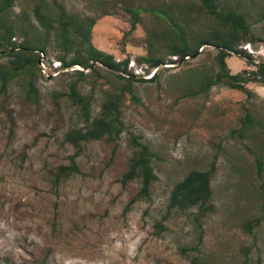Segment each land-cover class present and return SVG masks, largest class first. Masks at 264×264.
<instances>
[{"label": "rangeland", "instance_id": "1", "mask_svg": "<svg viewBox=\"0 0 264 264\" xmlns=\"http://www.w3.org/2000/svg\"><path fill=\"white\" fill-rule=\"evenodd\" d=\"M55 1L80 16L111 13L97 21L94 46L142 65L138 59L147 54V34L157 22L145 9L173 0H15L12 15L23 27L40 29L36 7ZM220 1L244 13L253 36L264 39V0ZM125 6L144 9L132 32ZM22 39L18 32L16 40ZM200 49L197 57L162 65L155 81L134 82L137 99L126 92L121 104L126 131L117 141L83 142L79 170L59 182V167L78 151L65 132L84 125L68 97L73 72L51 78L41 72L37 102L26 96L21 78L0 89V264H264V162L262 168L256 162L264 161V83L249 82V93L223 84L201 88L189 79L219 67L213 46ZM250 49L255 63L264 62L263 41ZM46 54L57 60L60 50L51 44ZM7 62L0 55V64ZM227 64L232 73L257 69L237 55ZM100 71L85 70L79 82L82 94L93 95V117L124 83ZM247 116L255 121L250 128ZM138 143L154 153L158 180L148 197L132 203L141 181L122 178ZM213 165L212 209L200 219L197 208L169 210L174 186Z\"/></svg>", "mask_w": 264, "mask_h": 264}, {"label": "trees", "instance_id": "2", "mask_svg": "<svg viewBox=\"0 0 264 264\" xmlns=\"http://www.w3.org/2000/svg\"><path fill=\"white\" fill-rule=\"evenodd\" d=\"M14 1L0 0V55L8 57L7 64H0L1 90H5L13 80L21 78L26 96L37 102L39 90L36 82L41 76L38 65L39 52L47 53V47L51 44L60 50L58 59L65 66L78 64L84 68V70H75L71 73L74 80L70 83L68 93L72 103L78 107L84 125L72 127L65 132V142L78 148V151L70 157L69 165L59 167L55 174L58 182L67 179L72 172L79 170L76 158L83 142L100 140L104 137L110 141H117L120 138L126 131L121 111L123 97L128 92L131 99L136 100L133 83L155 81L164 64L175 65L177 61H183L186 57H197L201 47L211 45L217 50L218 71L210 75L209 72L201 70L192 77L190 75L189 80L199 81L203 89L223 84L245 93H249L246 87L249 82L264 83V62L255 63L253 55L241 47L244 42L254 44L256 40L264 42V39L253 36L251 25L244 13L225 7L220 0H173L166 7L145 9L153 13L157 21L154 29L147 34L149 47L147 54L138 59L139 63H147L150 69L158 68L155 76L150 79L135 76L128 71L130 58L117 61L113 54L101 51L94 46L93 29L100 18L111 15L108 11H101L96 16H80L67 11L57 1L51 5L43 4L41 7L37 6L35 11L38 24L41 26L40 30L39 27L32 29L35 26L32 24L23 27L17 23L12 15ZM97 2L102 4L104 0H97ZM124 8L131 15L130 30L132 32L141 22L139 10L144 9L131 6ZM41 9H44L43 13ZM194 27L200 30L193 32ZM31 29L34 32L33 37L28 33ZM39 31L43 34H39ZM18 32L23 35L22 41L16 40ZM233 55L246 59L257 69L232 73L227 64V58ZM172 56H178V59L174 60ZM85 70L95 75H99L100 70H106V73L111 74L117 83L124 81L119 92L108 93L99 114L94 117L91 115L93 95H84L79 91V82L85 81L87 77ZM128 72L131 74L130 77L125 76ZM107 78L110 81L109 76ZM254 122L250 117H246L245 123H249V128L254 125ZM257 123L260 124V121ZM133 140H136V137H133ZM138 146L133 150L128 170L122 178L123 183L135 179L141 181L140 191L132 199V203L141 197H148L152 184L158 180L153 166L154 153L146 144L138 143ZM256 162L258 167L262 168L264 161L257 158ZM214 171V165L207 170L190 171L172 189L168 204L169 210L186 211L197 208V216L200 219L212 209L211 179ZM156 225L162 227L161 223ZM201 262L202 264H213L205 260Z\"/></svg>", "mask_w": 264, "mask_h": 264}, {"label": "built area", "instance_id": "3", "mask_svg": "<svg viewBox=\"0 0 264 264\" xmlns=\"http://www.w3.org/2000/svg\"><path fill=\"white\" fill-rule=\"evenodd\" d=\"M245 49H250V43L247 45H244ZM201 51V49H200ZM250 51H252L250 49ZM39 68L42 72V75L46 78L56 77L60 75L61 73L69 72V71H75V70H84V68L81 65H73V66H65L63 62L60 59H49L47 57V54L44 52H39ZM189 57H186L188 59ZM174 60L178 59V56H173ZM52 60V61H50ZM150 70V71H148ZM158 68L150 69L149 65L144 63L142 65H138L135 60L129 61L128 64V71L132 72L135 76H142L147 77V79L152 78ZM130 73L126 74L125 76L130 77Z\"/></svg>", "mask_w": 264, "mask_h": 264}, {"label": "clouds", "instance_id": "4", "mask_svg": "<svg viewBox=\"0 0 264 264\" xmlns=\"http://www.w3.org/2000/svg\"><path fill=\"white\" fill-rule=\"evenodd\" d=\"M154 76H155V75H154ZM154 76H153V77H154ZM153 77H152V78H153Z\"/></svg>", "mask_w": 264, "mask_h": 264}]
</instances>
